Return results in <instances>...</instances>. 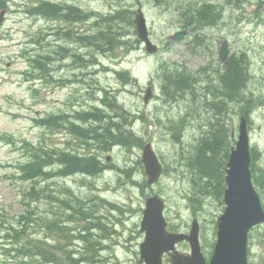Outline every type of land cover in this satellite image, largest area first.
Returning a JSON list of instances; mask_svg holds the SVG:
<instances>
[{"label": "rangeland", "instance_id": "1", "mask_svg": "<svg viewBox=\"0 0 264 264\" xmlns=\"http://www.w3.org/2000/svg\"><path fill=\"white\" fill-rule=\"evenodd\" d=\"M5 1L7 7L0 26V264L39 262L36 255H24L27 252L20 250V243L8 236L9 231L17 232L16 236L24 240H41V250L61 252L53 245L57 237L47 229L53 205L46 196L52 192L58 197L65 193L81 199L92 211L91 204L96 205L94 215L99 217L101 212L105 216L102 225L111 223L108 218L111 214L114 216L112 226L120 235L94 231L102 244L96 243L93 262L82 264H143L138 251L143 238L139 222L149 194L162 197L166 203V221L171 227L189 230L191 221L196 219L201 245L209 250L208 245L215 241L216 219L223 211L222 199L214 186L210 185L207 193L200 190L209 181L189 164L193 163L202 138L211 135L207 133L208 124L214 116L224 119L229 129L226 134L234 132L236 139L242 114L248 115L255 164L264 168V9L254 18L260 19V23L242 21L249 4L262 0H240L228 7L214 0L219 19L165 50L162 44L166 36L183 28L186 18L181 12H190L212 0ZM41 1L70 4L87 13L102 15L118 8L128 9L132 12L128 13L131 21L140 8L147 20L150 38L159 51L153 55L146 53L137 43L133 24L129 26L124 21L118 22L114 30L124 36L127 46L107 53L97 52L96 48L88 51L79 39L62 38L58 28L86 35L96 31L93 21L97 19L87 23L50 21L31 11ZM223 38L229 41V54H244L247 60L250 81L238 95L233 94L232 100L238 98V102H229L228 109L216 111L205 109L197 101L198 95L192 96L188 89L179 91L176 99L163 93L164 70L192 74L198 82L208 81L212 87L219 88L224 67L219 62L218 48ZM60 45L67 49H59ZM73 54H78L81 61L71 57ZM33 56L45 67L39 69L29 62ZM116 72H127L132 80L126 83ZM149 85L154 96L145 105L143 97ZM105 96L109 100L113 97L115 106H104L101 99ZM95 108L106 117L82 121L75 115L93 112ZM109 117L120 124L121 131H129L131 125L134 134L129 145H112L113 140L107 145L98 144L94 133L88 131L93 126H103ZM147 143L152 145L164 168L159 184L151 189L145 186L141 163L142 149ZM34 147L48 148L55 154L57 164H61L58 160L61 153H92L104 163V171L96 176L58 177L55 167L49 170V179L38 178L37 187L45 191L37 196L41 199L36 197L33 201L34 198L28 199L27 191L34 183L23 179L21 166ZM257 192L264 204V193L260 189ZM111 203L118 205L122 214L108 211ZM74 226L81 224L70 225ZM70 246L80 254L91 256L81 241H71ZM179 250L184 253L187 247L183 245ZM248 251L249 264H264V225L252 230Z\"/></svg>", "mask_w": 264, "mask_h": 264}, {"label": "trees", "instance_id": "2", "mask_svg": "<svg viewBox=\"0 0 264 264\" xmlns=\"http://www.w3.org/2000/svg\"><path fill=\"white\" fill-rule=\"evenodd\" d=\"M229 1L238 2V0ZM6 7V1L0 0V10L5 9ZM31 11L34 12L35 15L50 21L87 23L92 18L97 19L93 21L96 26V31L86 35H76L69 28H58L62 38H67L66 40L69 41L79 39L85 44L84 48L88 51H92V49L96 48L97 52L107 53L115 50L117 47L118 49H122L124 46L128 45V41L123 38L124 36L114 30L115 25H117L118 22L124 21L129 26L132 25V21L130 20V17H128V13L132 12H129L128 9L118 8L109 14L102 15L93 11L87 13L79 7L70 4L41 1L33 7ZM181 14L186 18L183 28L189 29L192 32L200 27H205L214 23L219 15L209 1L203 2L200 7H197L190 12L183 11ZM137 43L139 42L137 41ZM58 48L67 49L61 45ZM71 57L81 61L78 54H73ZM244 57V55H231L229 58L231 72L229 75L224 73L221 76L219 88L212 87L209 85L208 81L205 83L198 82L192 74L173 73L172 71L164 70L162 72V91L168 97L176 99V97L179 96V91L188 89L192 96L198 95L196 97L197 101L204 106L205 109H216V111H222V109L225 110L226 108L228 109L229 102L233 103L234 101H239L238 98L232 100L234 95H238L239 92H241L240 89L244 88L250 81V76L246 72L247 64ZM91 60L96 61L95 59ZM29 62L33 63L37 68L39 67V69L45 67L40 63L37 56L31 57ZM33 72L36 73L34 68ZM116 74L120 79H124L126 83L132 80L127 72H116ZM226 75L228 79H226ZM42 76L45 77L44 74H42ZM225 80L229 81L230 87L228 89H226L227 83ZM105 95L108 94L105 93ZM105 97L106 98L101 99V102L105 103L104 106L110 108L115 106L113 97L111 100L107 99V96ZM104 116L105 115L99 109L95 108L93 112H83L80 118H91L96 121L104 118ZM246 117L248 118V115ZM226 125L227 123L222 117L214 116V120L208 124L209 128L207 133L210 132L211 135L202 138L201 143L197 147V153L193 158L194 164H189L191 168L192 166L196 167L203 177L209 181L205 183V186L200 190H202L203 193H207L208 187L210 185L214 186L216 189L214 191L219 197L224 189V168L232 145L231 136L226 134L227 131L229 133V129ZM90 130L96 136V142L98 144L104 142L107 145L109 141L113 140L112 145L123 144L125 146L129 145V139L133 136L131 131H121L120 124L114 122L106 123L105 126H98V128L91 127L88 131ZM86 136L87 134H85V137ZM103 144L101 146L104 147ZM30 149V156L21 168L24 175L23 179L30 180L34 183V186L32 185L27 191L28 199L34 198L35 200L33 201H36V197L38 195L41 196V191H45V188L37 187L40 182L38 178H43V180L49 179V170L52 169L51 166L54 162L55 154L49 151L48 148L44 147H34ZM63 155L64 154L61 153L58 160H60L61 163L67 164L70 173L83 172L92 174L96 171L94 169L97 168L98 161L93 155L82 158H78L72 154H69L64 158ZM251 156L252 162L250 170L254 187L256 190L260 189L264 193V168H258L256 166L255 153L252 152ZM37 199H41V197H37ZM46 200H50L53 205V211L51 210L52 217L47 229L57 237V240L53 241V245L54 248L61 251L60 253L56 254L53 250H41V246L39 245L41 240H38L37 242L32 239L24 240L21 239L20 236H16L17 232L12 233L9 231L7 232L8 236L11 239H16L15 241L20 243V250L22 249L24 252H27V254L24 253L25 256H38V264H81L82 262H93L96 253L95 245L99 242L93 240V238L91 239L90 233L91 230L94 231L95 229H99L100 226L104 229L102 221H99L100 218L94 215L93 211L96 208V205L90 203L93 208L92 211L81 199L65 195V193L63 196L58 197L52 192V194H47ZM75 223H81V226L70 227V225ZM65 241H67V243ZM71 241L72 243L78 241L84 243L85 251L89 252L91 256L88 257L89 255L86 253L80 254L79 252H76V250L73 249V246H70ZM50 246L53 247L52 245Z\"/></svg>", "mask_w": 264, "mask_h": 264}, {"label": "water", "instance_id": "3", "mask_svg": "<svg viewBox=\"0 0 264 264\" xmlns=\"http://www.w3.org/2000/svg\"><path fill=\"white\" fill-rule=\"evenodd\" d=\"M3 17L4 11L0 13V25ZM133 25L138 39L145 45V50L148 53L156 52V46L149 39L146 20L140 9L136 10ZM185 35L186 31L173 33L168 36L165 47L170 41H179ZM218 56L220 62L228 66L226 40L221 43ZM152 96V88L148 87L143 97L144 104H147ZM250 160L247 124L244 117H240L237 141L231 149L225 170L226 188L223 201L226 208L218 218L217 241L210 264H246L247 233L253 226L264 223V212L252 185ZM141 161L147 177V186L150 187L158 181L162 173V166L151 144L143 147ZM163 208L164 204L158 197L146 200L140 223L141 231L145 234L139 247L140 260L144 264H162L164 253L172 251L176 243L187 240L191 248V257L173 256V263L205 264L199 248L197 223H193L189 236L170 234L166 231Z\"/></svg>", "mask_w": 264, "mask_h": 264}, {"label": "flooded vegetation", "instance_id": "4", "mask_svg": "<svg viewBox=\"0 0 264 264\" xmlns=\"http://www.w3.org/2000/svg\"><path fill=\"white\" fill-rule=\"evenodd\" d=\"M260 3H263V4H260ZM258 5L256 6V9L255 10H253V11H248V10H245V12H244V14H243V19H242V21L244 22V23H256V22H258V23H260V19H254L255 17H257V15L259 14V12H261L260 10H259V7H261L260 9L261 10H263L264 9V2H259V3H257ZM225 6L226 7H228V6H230L229 4H225ZM240 6H242V5H240ZM71 152H69V154H70ZM72 154L73 155H75V156H77L78 158H82V157H84L85 155H91L92 153H87V154H85V155H81V154H75L74 152H72ZM93 155V154H92ZM60 157V156H59ZM53 169L55 168V167H57L58 169V171L59 172H61L62 174H65L66 173V171H68V166H67V164L66 163H59V164H57L55 161L52 163V166H51ZM97 168H99V165H97ZM97 168H95L94 170H98ZM114 212H116L115 210H114ZM165 212H166V203H165V208H164V212H163V214H164V217H165V220H166V216H165ZM110 221H111V223H108V224H106V232H109L110 233V236H119L120 235V233H119V230L115 227V226H112V223H113V221H115V219H114V216L113 215H110V218H108ZM101 221H102V216H101ZM194 221V219L191 221V224H192V222ZM197 221V220H196ZM167 222V221H166ZM198 223V222H197ZM117 224H118V222H117ZM124 224H125V222H122V226L124 227ZM191 224H190V227H191ZM198 225H199V223H198ZM125 228V227H124ZM167 228H168V230L169 231H171L172 233H175V234H183V235H189V230H187V228H185V230H179V228H176V227H171L170 225H168V222H167ZM176 228V229H175ZM255 228H253L252 230H254ZM252 230L250 231V234H249V238H248V243H249V241H250V235H251V232H252ZM199 242H200V248H201V254H202V256L205 258V264H209V261H210V256L213 254V250H214V245H215V241L212 243H210L209 245H208V247L210 248L209 250H206L205 249V247L203 246V244L201 245V231H200V226H199ZM186 246L187 247V251L186 252H184V253H182V251H180L179 250V248L181 247V246ZM205 250H206V253H207V255H204L203 254V252H205ZM247 251H248V249H247ZM248 254H249V251H248ZM174 255H182V256H185V257H187V256H189L190 255V245H189V243H188V241H186V240H184V241H180V242H178L177 244H176V246H175V250L174 251H172L171 253H166V254H164L163 255V257H162V264H166L165 263V261H168V264H174L173 263V259H172V257L174 256ZM248 262H249V259H248ZM249 264V263H248Z\"/></svg>", "mask_w": 264, "mask_h": 264}]
</instances>
